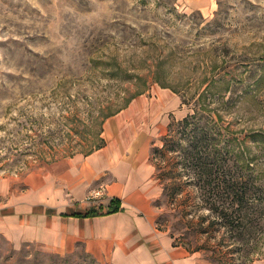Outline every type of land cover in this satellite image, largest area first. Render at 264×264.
<instances>
[{
	"label": "rangeland",
	"instance_id": "374dc122",
	"mask_svg": "<svg viewBox=\"0 0 264 264\" xmlns=\"http://www.w3.org/2000/svg\"><path fill=\"white\" fill-rule=\"evenodd\" d=\"M214 1L204 16L181 0H0V206L39 166L87 155L114 116L104 114L134 91L144 92L127 112L153 133V148L170 122L199 107L233 131H264V86L251 84L264 76V0ZM116 66L122 72L105 74ZM256 170L264 179V160ZM156 179L157 228L197 264H264V230L254 252L247 243L222 256L235 243L202 230L212 225L201 200L188 190L171 198ZM184 199L193 206L184 210ZM0 264L106 263L80 244L59 252L1 234Z\"/></svg>",
	"mask_w": 264,
	"mask_h": 264
},
{
	"label": "crops",
	"instance_id": "0c3cea01",
	"mask_svg": "<svg viewBox=\"0 0 264 264\" xmlns=\"http://www.w3.org/2000/svg\"><path fill=\"white\" fill-rule=\"evenodd\" d=\"M181 1L204 16L215 10L214 0ZM129 106L105 122L102 147L26 174L16 198L0 206V235L59 252L80 244L106 264H197L194 252L157 228L153 133L135 124ZM99 187L103 195L87 200ZM115 199L119 211L106 213ZM89 210L102 214L85 216Z\"/></svg>",
	"mask_w": 264,
	"mask_h": 264
},
{
	"label": "trees",
	"instance_id": "16d2710c",
	"mask_svg": "<svg viewBox=\"0 0 264 264\" xmlns=\"http://www.w3.org/2000/svg\"><path fill=\"white\" fill-rule=\"evenodd\" d=\"M105 72L111 77L122 72V68L116 66ZM124 76L130 78L132 74L125 72ZM236 81L235 77L225 80V89L228 90ZM263 81L264 76L259 75L251 82L252 88H261L264 86ZM232 88L234 92L236 86ZM143 92L142 89L130 93L122 105L113 113H105L104 118L127 108ZM238 98L234 95V99ZM232 101L231 96L226 103ZM102 132L99 128L93 133L97 142L87 154L104 145ZM160 141L162 146L152 147L150 158L152 154L151 161L153 158L158 160L156 177L163 183L165 194L176 198L178 193L186 190L195 193L211 219L210 231L208 225L202 230L209 233L210 237H215L212 236L215 231L222 230L235 243L223 251L222 256L240 253L247 243V254L254 252L264 230V179L256 170V165L264 160V131H233L229 124L215 120L211 113L199 107L180 120L170 122ZM184 200L181 203L184 210L193 206L188 199ZM119 209L115 199L111 201L106 213L117 212ZM99 214L102 213L89 210L84 215ZM223 240L222 237L220 241Z\"/></svg>",
	"mask_w": 264,
	"mask_h": 264
},
{
	"label": "built area",
	"instance_id": "2783aa9c",
	"mask_svg": "<svg viewBox=\"0 0 264 264\" xmlns=\"http://www.w3.org/2000/svg\"><path fill=\"white\" fill-rule=\"evenodd\" d=\"M102 191H103L102 187H100V188H98L96 190H92L91 192L88 193L86 199L89 200V201L90 200H96V199L100 198L103 195Z\"/></svg>",
	"mask_w": 264,
	"mask_h": 264
}]
</instances>
